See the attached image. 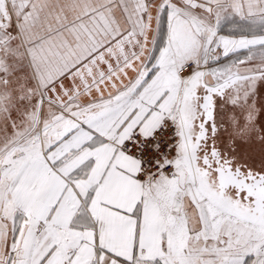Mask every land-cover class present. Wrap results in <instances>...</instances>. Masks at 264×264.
<instances>
[{
	"label": "snow or ice",
	"instance_id": "1",
	"mask_svg": "<svg viewBox=\"0 0 264 264\" xmlns=\"http://www.w3.org/2000/svg\"><path fill=\"white\" fill-rule=\"evenodd\" d=\"M0 264H264V0H0Z\"/></svg>",
	"mask_w": 264,
	"mask_h": 264
}]
</instances>
